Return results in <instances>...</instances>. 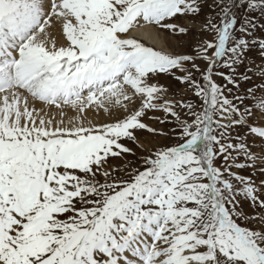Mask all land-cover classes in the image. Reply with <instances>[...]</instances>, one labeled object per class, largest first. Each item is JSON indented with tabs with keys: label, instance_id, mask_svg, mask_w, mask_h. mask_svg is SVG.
I'll list each match as a JSON object with an SVG mask.
<instances>
[{
	"label": "snow or ice",
	"instance_id": "6c2138e0",
	"mask_svg": "<svg viewBox=\"0 0 264 264\" xmlns=\"http://www.w3.org/2000/svg\"><path fill=\"white\" fill-rule=\"evenodd\" d=\"M258 21L264 0H0V264H264Z\"/></svg>",
	"mask_w": 264,
	"mask_h": 264
},
{
	"label": "rangeland",
	"instance_id": "374dc122",
	"mask_svg": "<svg viewBox=\"0 0 264 264\" xmlns=\"http://www.w3.org/2000/svg\"><path fill=\"white\" fill-rule=\"evenodd\" d=\"M258 23H261V24H264V21H258ZM259 35V33H258ZM252 55H255V53H252ZM258 59V57H257ZM163 82V81H162ZM219 82H223V81H219ZM241 87H244V85H242ZM149 123L151 124L152 127L154 128H157V129H163L164 131H167L168 130V126L166 125H160L159 123H155V122H152V121H149ZM141 139L142 140H147V139H152V142L155 143L156 140L153 139L150 134H144L143 136H141ZM254 147H259V145H255ZM128 159H132L131 157H129ZM126 162V161H125ZM117 163H121L120 161H117Z\"/></svg>",
	"mask_w": 264,
	"mask_h": 264
},
{
	"label": "bare ground",
	"instance_id": "6f19581e",
	"mask_svg": "<svg viewBox=\"0 0 264 264\" xmlns=\"http://www.w3.org/2000/svg\"><path fill=\"white\" fill-rule=\"evenodd\" d=\"M136 35L141 37V38H144L143 37V32H138V33H136ZM152 43H156V42L152 41ZM157 46H159L158 43H157Z\"/></svg>",
	"mask_w": 264,
	"mask_h": 264
}]
</instances>
